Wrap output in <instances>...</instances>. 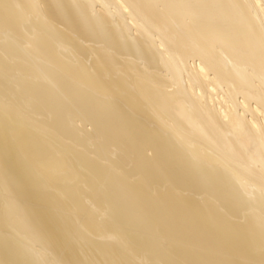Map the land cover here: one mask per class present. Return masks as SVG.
<instances>
[{
	"label": "bare ground",
	"instance_id": "6f19581e",
	"mask_svg": "<svg viewBox=\"0 0 264 264\" xmlns=\"http://www.w3.org/2000/svg\"><path fill=\"white\" fill-rule=\"evenodd\" d=\"M0 264H264V0H0Z\"/></svg>",
	"mask_w": 264,
	"mask_h": 264
}]
</instances>
